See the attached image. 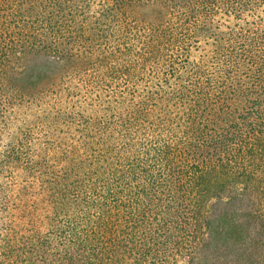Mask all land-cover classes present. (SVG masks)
<instances>
[{"label": "trees", "instance_id": "16d2710c", "mask_svg": "<svg viewBox=\"0 0 264 264\" xmlns=\"http://www.w3.org/2000/svg\"><path fill=\"white\" fill-rule=\"evenodd\" d=\"M0 264H264V0H0Z\"/></svg>", "mask_w": 264, "mask_h": 264}, {"label": "rangeland", "instance_id": "374dc122", "mask_svg": "<svg viewBox=\"0 0 264 264\" xmlns=\"http://www.w3.org/2000/svg\"><path fill=\"white\" fill-rule=\"evenodd\" d=\"M90 89H91V91H93V89H92V87L89 85L88 86ZM81 94V97H83V98H85L84 96H82L83 94H84V89H82V91L80 92ZM13 179H15V181L13 182V183H11V184H13V185H15L16 187H18L19 186V184H20V178H19V176H16V175H14V177H13ZM15 187V188H16Z\"/></svg>", "mask_w": 264, "mask_h": 264}]
</instances>
